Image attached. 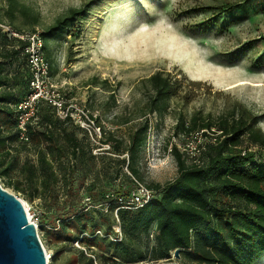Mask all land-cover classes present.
<instances>
[{
    "label": "rangeland",
    "instance_id": "obj_1",
    "mask_svg": "<svg viewBox=\"0 0 264 264\" xmlns=\"http://www.w3.org/2000/svg\"><path fill=\"white\" fill-rule=\"evenodd\" d=\"M22 1L39 13L37 32L42 34L71 9L88 5L86 14L53 35L47 47L53 81L67 105L73 106L75 116L94 114L109 132L127 138L142 115L149 114L150 94L144 80L159 71L172 77L178 93L161 114L147 116V142L139 163L140 182L145 187L165 185L178 176L173 146L191 161L211 139L217 143L220 133L187 137L177 129L179 119L189 123L201 114L218 120L232 113L239 116L243 109L257 117V126L264 133V0ZM226 5L233 9L223 12ZM5 8V0H0V14L4 15ZM1 25L11 28L7 19ZM30 31L26 28L24 32ZM76 132L85 151L77 167L73 196L67 199V188L61 187L58 206L48 201L29 202L15 189L17 173L0 177V184L22 201L27 215L29 211L49 264H80L79 250L86 256L94 251L98 263L107 264L104 258L111 254L69 239L79 231L65 225V214L77 207L89 209L94 224L102 225L97 235L105 236L109 225L101 216L109 213L92 197V191L114 192L126 170L121 172L119 157L107 146L94 147L83 132ZM13 146L11 157L20 164L36 160L33 149L17 143ZM251 149L264 161V150ZM114 216L113 212L109 220ZM64 226L70 237L61 234ZM113 236L109 238L113 240ZM257 264H264V256Z\"/></svg>",
    "mask_w": 264,
    "mask_h": 264
},
{
    "label": "trees",
    "instance_id": "obj_2",
    "mask_svg": "<svg viewBox=\"0 0 264 264\" xmlns=\"http://www.w3.org/2000/svg\"><path fill=\"white\" fill-rule=\"evenodd\" d=\"M5 2V16L0 14V24L7 19L14 33L37 32L40 15L32 6L22 0ZM87 7L71 9L67 16L40 33L48 60L49 39L84 16ZM231 9L232 5H226L223 12ZM26 28L31 31L24 32ZM25 46L23 40L0 27V177L10 178L17 173L15 189L26 200L48 201L58 206L61 187L67 188V199L74 193L77 167L85 151L76 132L80 130L92 146H107L119 157L121 172L124 168L126 171L121 173L123 182L114 192L92 191V197L101 201L109 213L101 216L102 222L109 225L105 236L97 235L102 225L94 224L91 211L77 207L65 214V225L79 231L69 239L111 254L104 258L107 264H257L260 261L264 256V161L251 147L264 150V133L257 126L256 116L242 109L239 116L232 113L218 120L201 114L194 115L189 123L179 119L177 129L187 137L208 131L220 133L217 143L206 144L191 161L173 146L178 176L165 185L148 186L154 198L144 207L136 208L129 200L142 181L139 163L147 142V116L161 114L178 93L172 77L159 71L144 80L150 94L149 114L142 115L127 138L117 137L94 118L101 128V137L93 141L89 132L72 117L62 119L49 105L41 104L36 122L28 126V141H24L20 137L16 105L30 90V75L23 57ZM13 143L33 149L36 160L20 164L11 157ZM91 157L95 158L92 154ZM84 182L85 179L81 184ZM113 212L115 216L110 221ZM114 225L120 227L121 239ZM152 232H155L153 238ZM61 234L71 235L65 233V226ZM111 234L114 240L109 238ZM178 250L180 256L176 259L174 254ZM76 254L80 264H99L98 253L94 251L95 259L82 250Z\"/></svg>",
    "mask_w": 264,
    "mask_h": 264
},
{
    "label": "built area",
    "instance_id": "obj_3",
    "mask_svg": "<svg viewBox=\"0 0 264 264\" xmlns=\"http://www.w3.org/2000/svg\"><path fill=\"white\" fill-rule=\"evenodd\" d=\"M0 27L26 43L23 50V57L26 60L30 75V90L24 99L16 105L18 128L20 130L21 139L28 141V126L36 122L41 104L49 105L62 119L68 116L72 117L77 124L89 132L93 141L99 139L101 137V128L97 127L94 121L95 115L82 112L80 116H75L73 106L67 105L61 92L57 89L52 77L51 63L45 54V42L41 34L39 32L17 34L12 32L9 26L0 24ZM92 115L93 118L91 117ZM213 142L214 140L211 139L210 143ZM152 198H154V192L138 182L137 189L132 193L129 204L136 208H142ZM115 231L119 239H121L120 227L116 226ZM154 233L155 232H152L151 234L152 238L154 237ZM91 257L95 259L94 256L91 255ZM47 258L49 259V256H47Z\"/></svg>",
    "mask_w": 264,
    "mask_h": 264
},
{
    "label": "water",
    "instance_id": "obj_4",
    "mask_svg": "<svg viewBox=\"0 0 264 264\" xmlns=\"http://www.w3.org/2000/svg\"><path fill=\"white\" fill-rule=\"evenodd\" d=\"M179 250L174 257L179 258ZM0 264H49L22 201L0 184Z\"/></svg>",
    "mask_w": 264,
    "mask_h": 264
},
{
    "label": "bare ground",
    "instance_id": "obj_5",
    "mask_svg": "<svg viewBox=\"0 0 264 264\" xmlns=\"http://www.w3.org/2000/svg\"><path fill=\"white\" fill-rule=\"evenodd\" d=\"M27 211H28V209H27ZM28 216H29V218H30V221L33 222L32 219H31V217H30L29 211H28ZM46 254H47V256H48V252H47V251H46ZM48 260H49V259H48Z\"/></svg>",
    "mask_w": 264,
    "mask_h": 264
}]
</instances>
